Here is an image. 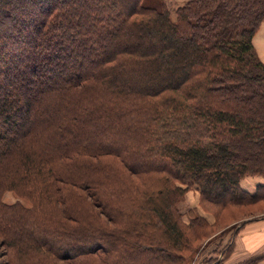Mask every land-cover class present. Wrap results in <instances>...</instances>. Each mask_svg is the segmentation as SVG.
Here are the masks:
<instances>
[{"label":"trees","instance_id":"1","mask_svg":"<svg viewBox=\"0 0 264 264\" xmlns=\"http://www.w3.org/2000/svg\"><path fill=\"white\" fill-rule=\"evenodd\" d=\"M263 22L264 0H190L175 17L146 0H0V234L17 262L112 264L102 253L118 251V227L98 211L76 229L45 211L60 182L74 198V186L118 191L126 227L133 214L145 241L159 239L155 227L175 241L140 247L133 264L191 252L196 221L178 215L175 191L256 200L264 185L249 193L241 180L264 176V62L253 43ZM165 169L178 184L144 190L131 178ZM8 190L39 207L5 203Z\"/></svg>","mask_w":264,"mask_h":264},{"label":"rangeland","instance_id":"2","mask_svg":"<svg viewBox=\"0 0 264 264\" xmlns=\"http://www.w3.org/2000/svg\"><path fill=\"white\" fill-rule=\"evenodd\" d=\"M188 1L190 0H146L147 3L153 4L158 8H168L173 17L176 16L178 8ZM263 24L264 22L261 23L255 32V40L253 37V43L259 58L264 62V28L259 30ZM124 169L127 170V166H125ZM74 170L79 171L80 166L77 165ZM150 174L155 175H131V178L135 180V183L139 187L144 188V190L146 186H151L155 189L161 187V189H163V186L165 183L167 184L169 180H171L172 184L179 183L173 172L171 173L167 169L155 173L151 172ZM102 183L104 185L107 183V180ZM263 183L264 176L248 175L242 179L241 187L249 193H256L259 185ZM125 184L121 182V189ZM56 189H62V191L59 195H53V199L44 203L47 204L45 211L63 220V223L60 224L61 226L64 225V228L68 226V229H76L78 227H83V225H90L92 219L98 220L96 214L92 216V210H94V213L95 210L100 213L98 215L105 220V226L109 228H112V226L118 227L114 229L116 230V235L114 237L115 245L119 249L112 256H109L108 253H102L106 262L109 263L112 261V264H133V257L138 258V255H141L140 251L142 250L140 247L146 248L145 246L151 244L157 246H168V244H171L174 250H177L175 249V241H171V243L167 242L168 239L162 236L161 230H157V227L153 228V232H155L156 237L159 239H157V241H145L143 238L145 230L143 224L136 228L131 227L133 219L141 221L143 220L142 217L133 216L132 214L131 216H133V219L131 216L129 217L130 224L126 227L127 216H123L121 212L124 207L123 203L127 204V206L130 204L125 201V199H122L121 196L116 195L118 191L115 193H100L95 196V191L93 189L74 186V191L80 193V197L74 198L71 196L70 184L60 182ZM172 198L176 201L174 206L178 211V215L181 216V219L185 221L186 224L196 221V224L194 223L190 230V248L192 250L189 252L188 256L185 257V260H179L175 264H210L216 259L221 261H219V264H249V261H252L256 257H259L258 262H260V264L264 263V249H262V247H264V240L258 243L259 248L257 250L249 253L240 246L239 242L241 235L245 236L246 232H263L264 235V218H262L264 217V191L260 193V196L256 200L249 202H247V200L244 204L231 202L226 205H221V203L203 198L200 190L196 189V187L190 188L185 194L180 192V190L179 192L175 191ZM2 199L9 205L18 203L26 208L32 209L31 211L37 206L39 207L37 197L34 196L29 198L14 190L6 191ZM89 203L92 205L90 206ZM73 206L82 208V210L78 213L71 214L70 212ZM109 206L117 212L109 210ZM90 208H92V210L89 212L87 209ZM129 208H131V206ZM126 211L128 215L131 214L127 209ZM135 212L140 216L145 213L142 212L141 209ZM113 217L118 219L113 221ZM75 219H78V221L91 219V221L80 225ZM243 220H248V222L242 224ZM239 225L240 228L236 232ZM125 227L126 230H124ZM101 236H103L102 232ZM106 244L108 245L107 242ZM226 247L227 250H225ZM23 262V260L17 262L16 254L13 253L12 248L5 245L4 236L0 234V264H24ZM46 263L73 264L71 259H61L53 255H49L42 260L34 259L33 263L29 262L28 264Z\"/></svg>","mask_w":264,"mask_h":264},{"label":"crops","instance_id":"3","mask_svg":"<svg viewBox=\"0 0 264 264\" xmlns=\"http://www.w3.org/2000/svg\"><path fill=\"white\" fill-rule=\"evenodd\" d=\"M262 28H264V24L261 26L259 30H261ZM254 40H255V37H254ZM261 185H264V183ZM262 240H264L263 232H246L245 236L241 235L239 242H240V246L249 253V252H253L257 250L259 248L258 243ZM262 249H264V247H262Z\"/></svg>","mask_w":264,"mask_h":264},{"label":"water","instance_id":"4","mask_svg":"<svg viewBox=\"0 0 264 264\" xmlns=\"http://www.w3.org/2000/svg\"><path fill=\"white\" fill-rule=\"evenodd\" d=\"M262 218H264V217H262ZM249 220H251V219H249ZM245 221H248V220H245ZM244 221V222H245ZM240 228V225L237 227V230ZM237 230H236V232H237ZM220 260H217L216 262H214L213 264H217L218 262H219Z\"/></svg>","mask_w":264,"mask_h":264}]
</instances>
